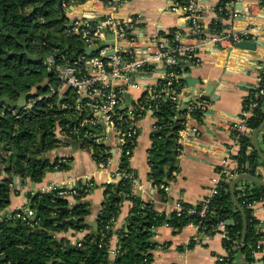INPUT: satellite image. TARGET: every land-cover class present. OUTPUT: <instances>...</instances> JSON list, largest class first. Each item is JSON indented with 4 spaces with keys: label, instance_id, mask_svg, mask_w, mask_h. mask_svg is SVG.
Returning <instances> with one entry per match:
<instances>
[{
    "label": "trees",
    "instance_id": "obj_1",
    "mask_svg": "<svg viewBox=\"0 0 264 264\" xmlns=\"http://www.w3.org/2000/svg\"><path fill=\"white\" fill-rule=\"evenodd\" d=\"M82 1L0 0V211L10 204V191L14 187L12 178L20 177L22 183L26 179L39 183L47 171L66 167L57 159L44 162L40 159L43 153L56 148L63 137H67L60 130L64 128L66 114L71 109H62L61 105L72 103L71 96L64 100L55 94L46 96L50 87L57 86L58 82L47 70L45 58L55 50L68 58L83 52L81 39L67 33L71 19L65 10V6ZM178 1L180 5L187 2ZM167 37L170 38L169 35ZM75 38L78 39L76 43L73 42ZM177 69L181 73V63ZM261 79L260 85L264 84V72ZM184 85L185 79L182 78L175 87L181 93ZM258 90V87L251 89L242 103ZM20 96L31 106H17L16 101ZM203 111L202 105H199L190 114L199 117ZM178 112L170 99L160 103L153 112L154 130L148 150L153 161H150L147 177L160 193H163L161 185L167 184L178 169L175 158L182 149L178 142V131L186 121ZM263 121L264 96L258 99L246 123L253 131ZM236 135L237 132H232L233 137ZM259 135L261 139L257 143L264 154V130ZM106 146L101 142L93 148L95 160L110 156L109 150H105ZM237 146L238 151L232 156L236 166L229 173L236 176L248 173L263 179L258 167L264 166V162L252 147L251 135L239 134ZM119 169L133 172L128 166L127 156H121ZM214 169L220 171L223 168L216 166ZM229 185L230 182L225 181L223 176L217 193L208 201L205 217L199 218L198 213H184L177 217L174 211L167 215L156 210L151 203L135 196L128 178L104 184V198L97 214L98 229L95 234L85 232L83 238L75 243L65 237L59 238L57 234L68 230H88L86 218L91 214V208L84 198L91 190L81 197H75L76 203L62 214L61 219L58 218L57 209L70 205L67 198L59 197L54 192H28L27 202L33 210L34 221L13 216L0 218V254L5 257L0 264H48L50 261L52 264H150L153 260L152 250L157 245L151 241L156 227L167 223L174 232H178L188 223H196L199 225L198 231L205 227L204 231L213 233L210 228L218 221L226 223V237L222 238V243L224 248L229 249V264H234L239 249L248 264H256L253 251L257 242L263 240V235L258 228L260 223L248 204L264 199V186L246 178L235 185L234 196L244 213L246 235L243 245L233 250L231 242L242 241L243 218L231 198ZM123 199H130L132 206L125 227L114 231L113 222ZM184 203L196 208V211L202 205L201 200L194 204ZM115 233L118 234V246L115 256L110 259V239ZM191 245L192 242L188 246Z\"/></svg>",
    "mask_w": 264,
    "mask_h": 264
},
{
    "label": "crops",
    "instance_id": "obj_2",
    "mask_svg": "<svg viewBox=\"0 0 264 264\" xmlns=\"http://www.w3.org/2000/svg\"><path fill=\"white\" fill-rule=\"evenodd\" d=\"M221 0H203L202 23L208 32L212 21L216 17L215 7ZM234 5L238 15L222 23L226 28L241 30L247 27H260L261 31H253L250 40L260 41L255 50L250 51L227 43L219 48L208 44L197 52V63L181 61V75L185 85L180 93L181 105L185 97L195 98L187 104L190 106L202 105L203 113L199 117L190 114L185 116L184 127L178 131V142L182 149L177 157L178 168L168 181L169 191L160 193L147 177L150 167L148 150L151 145V133L154 130L153 112L147 114L139 122L138 135L131 155L128 157V166L135 173L136 183L133 192L139 200L149 202L158 211L168 212L175 201L182 200L188 203H197L206 197L211 186V179L216 166L232 170L236 166L232 158L238 151L237 143L231 132V126L239 119L244 96L257 87L261 74L264 72V0H239ZM101 4L95 0L82 1L69 8L66 14L73 18L82 11L101 13ZM169 0H129L115 13L118 17L128 14L140 15L142 19L143 36H158L160 31H167L176 27H185L186 19L180 10L172 11ZM251 7L253 13L246 10ZM234 9V8H233ZM183 41L188 42L187 36ZM142 87H152L159 79L157 71H139L134 75ZM186 78L195 84L188 86ZM208 87V92H205ZM142 89H129L123 96L121 107H126L141 96ZM206 94L207 98H202ZM181 107V106H180ZM252 134V131L249 135ZM260 135H257L259 141ZM104 142V141H103ZM111 145L110 162L105 169L93 157V148L85 146L69 137H63L61 143L45 154V160L65 163L63 169H53L45 173L39 183L26 179L21 180L13 187L10 204L0 211V218L12 212L25 208L27 193L46 190L50 183H67L72 179L94 174V188L84 198L90 203L91 214L86 218L88 230L58 233L57 236L65 237L71 242L83 238L85 232L90 231L92 224L97 221V214L104 198V180L120 164L122 154L115 150V139L108 135L105 140ZM66 169H69L67 172ZM258 171L264 180V166H259ZM17 190V191H14ZM71 204L73 198H68ZM132 206L130 199H123L118 216L113 222L112 229L122 230ZM253 216L260 223V232L263 235L262 251L256 253V264H264V199L258 201L252 208ZM153 242L156 247L152 250L153 260L150 264H217L218 255H224L225 249L220 233H203L198 231L193 223H188L180 231L174 232L170 226L161 225L154 229ZM192 242L191 246H188ZM118 246V234L110 239V255L115 256ZM234 264H243L238 256V251L233 260Z\"/></svg>",
    "mask_w": 264,
    "mask_h": 264
},
{
    "label": "built area",
    "instance_id": "obj_3",
    "mask_svg": "<svg viewBox=\"0 0 264 264\" xmlns=\"http://www.w3.org/2000/svg\"><path fill=\"white\" fill-rule=\"evenodd\" d=\"M95 1L101 4L104 12L88 14V10H84L79 15L73 16L70 18L67 33L80 38L83 45L87 47L97 46L99 41L104 42L112 36V45L102 46L98 52L90 55L83 51L73 58H68L63 53L59 54L57 50L48 55L45 58L47 70L53 74L58 84L55 87L51 86L46 96L55 94L63 100L71 96V104L61 105L62 109H71L66 114L64 128L60 130L63 136L72 137L73 140L94 148L101 142L106 144L107 136L111 135L115 139V150L127 157L131 155L134 148L139 122L147 112H154L159 104L167 99L173 101L178 111L180 110V91L175 86H178L182 79L177 69L182 60L197 63V52L202 47L211 44L223 48L227 43L235 44L241 40H250L255 36L253 31H261L258 26L234 30L226 28L222 23L238 15L234 5L239 3V0H221L218 3L215 7L216 17L208 32L205 31L201 21L204 13L203 0H187L184 5H180L178 0H169L170 9L180 10L188 25L172 28L170 32L169 30L160 31L157 37L141 34L143 21L140 15L128 14L124 17L115 15L129 0ZM69 8L70 6H65L66 13L69 12ZM246 12L253 13V9L249 7ZM168 35L170 38L167 37ZM184 36L190 40L183 41ZM110 50L112 54H107ZM144 70L158 72L159 79L154 86L142 87L134 77L136 73ZM261 80L260 78L257 85L258 92L248 96V100L242 103L239 119L231 126V132H237L234 137L236 143L239 134L249 135L252 131L246 122L252 115L253 108L257 106L258 99L264 96V84L260 85ZM133 88L142 89L141 96L122 108L123 96ZM30 106L31 103L23 107ZM194 107L187 106V110H193ZM178 113L185 117L188 111ZM105 150L110 151L111 145H107ZM96 161L99 169H105L110 162V156L104 160L96 159ZM222 168L214 172L209 193L201 200L202 205L198 211L194 207L185 205L184 201L177 200L172 203V209L165 213L169 215L174 211L177 217L184 213L188 215L198 213L199 218L205 217L208 201L217 193L222 177L225 176V181L231 182L236 176V174H230L228 169ZM121 178L130 179L132 186L136 183L134 172H126L118 166L105 178L104 184L116 183ZM94 186V174H91L72 179L67 183H50L47 189L41 192H54L59 197L74 199L88 193ZM161 188L163 192H168L170 189L168 184L161 185ZM257 202L253 201L248 206L253 208ZM11 216L27 219L32 218L34 213L27 202L25 208L16 210ZM165 225L169 226L167 223ZM194 225L199 230V225L196 223ZM225 228L226 223L218 221L210 228V231L220 233L224 238L226 237ZM202 229L201 232L207 233L204 231L205 227ZM230 245L233 250H236L243 245V242L233 240ZM261 245V241L257 242L253 256L262 251ZM224 249L225 254L218 255L216 262L229 264V249Z\"/></svg>",
    "mask_w": 264,
    "mask_h": 264
},
{
    "label": "water",
    "instance_id": "obj_4",
    "mask_svg": "<svg viewBox=\"0 0 264 264\" xmlns=\"http://www.w3.org/2000/svg\"><path fill=\"white\" fill-rule=\"evenodd\" d=\"M72 7V6H71ZM109 40H106V41H99L98 42V45L97 46H83V51L90 55L92 53H95V52H98L99 49L102 47V46H107V45H112V36H109L108 37ZM260 44V41H257V40H241L237 43H235V46L236 47H239V48H243V49H246V50H250V51H253L256 49V47ZM107 54H112V50L108 51ZM186 81L188 83V86H194V82L189 79V78H186ZM208 92V87H206L205 89V92L206 93ZM202 98H207L208 96L206 94H202L201 96ZM190 100H193L195 101L196 99L195 98H190V97H185L184 100H183V104L181 105L180 107V110L181 112L185 111L187 109V104ZM264 130V121L256 128L252 131V134H251V144H252V147L253 149L257 152L258 156L260 157V159L264 162V154L261 152L259 146H258V143H257V135L262 131ZM40 159L42 160V162L45 161V154L43 153L41 156H40ZM150 161H153V157L151 156L150 157ZM179 162L178 158H175V163L177 164ZM9 165V162L7 161V166ZM249 179L261 186H264V180L263 179H260L258 177H255V176H252L248 173H242V174H239L237 176H235L231 182H230V185H229V192H230V195H231V198L234 202V205L237 207V209L241 212L242 214V218H243V230H242V242H244V239H245V235H246V220H245V217H244V213H243V210L241 208V206L239 205L238 201L236 200L235 196H234V188H235V185L236 183L241 180V179ZM21 180L20 177H14L12 178V182L14 183V187H15V184L17 182H19ZM76 203V200L74 199L72 201V203L67 206V207H64V208H58V218L61 219L62 218V214L66 211V210H69L73 207V205ZM35 219V216H33L31 218L32 221H34ZM66 220H63L62 222H65ZM98 229V223L97 221H95L93 224H92V228L90 230V233L91 234H95L96 231ZM151 241L153 242V239H151ZM0 253H1V249H0ZM238 256L241 258L242 260V263L243 264H248L244 257L242 256L241 254V249L238 250ZM5 257L4 256H1L0 254V261L4 260ZM48 264H52V262L50 261Z\"/></svg>",
    "mask_w": 264,
    "mask_h": 264
},
{
    "label": "rangeland",
    "instance_id": "obj_5",
    "mask_svg": "<svg viewBox=\"0 0 264 264\" xmlns=\"http://www.w3.org/2000/svg\"><path fill=\"white\" fill-rule=\"evenodd\" d=\"M76 4H77V3H74V5H76ZM77 40H78V39L75 38V39H73V42L76 43ZM29 103H30V102H26V101H25V98H24L23 96H20V97L18 98V100L16 101V105H17V106H26V105H28ZM66 171L68 172L69 169H66ZM10 193H12V191H10ZM20 209H22V208H20ZM12 213H13V212H12ZM12 213H11V214H8V216H11Z\"/></svg>",
    "mask_w": 264,
    "mask_h": 264
}]
</instances>
